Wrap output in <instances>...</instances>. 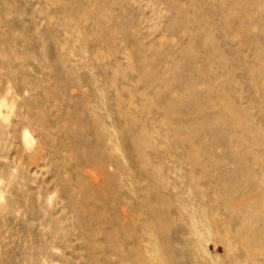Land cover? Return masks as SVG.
Wrapping results in <instances>:
<instances>
[{"label":"rangeland","instance_id":"obj_1","mask_svg":"<svg viewBox=\"0 0 264 264\" xmlns=\"http://www.w3.org/2000/svg\"><path fill=\"white\" fill-rule=\"evenodd\" d=\"M0 264H264V0H0Z\"/></svg>","mask_w":264,"mask_h":264}]
</instances>
